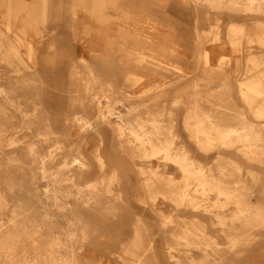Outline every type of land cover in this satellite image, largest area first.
<instances>
[{
  "label": "bare ground",
  "instance_id": "1",
  "mask_svg": "<svg viewBox=\"0 0 264 264\" xmlns=\"http://www.w3.org/2000/svg\"><path fill=\"white\" fill-rule=\"evenodd\" d=\"M53 1L0 2V264H99L105 253L123 264H264V124L238 110L264 119V0ZM44 30L83 38L100 66L53 45L45 55L66 68L53 81L81 107L61 131H77L79 140L95 134L89 153L57 165L64 144L50 124L60 114L51 122L45 110L47 124L35 132L52 140L45 150H35L38 137L16 147V132L41 116L35 97L23 101L15 86L49 80L28 65L37 59L33 37ZM229 67L246 76L236 95L224 78ZM164 71L179 80L122 96L132 120L112 121L119 112L100 106L121 101L115 78L133 86ZM201 72L222 80L220 88L203 89Z\"/></svg>",
  "mask_w": 264,
  "mask_h": 264
},
{
  "label": "rangeland",
  "instance_id": "2",
  "mask_svg": "<svg viewBox=\"0 0 264 264\" xmlns=\"http://www.w3.org/2000/svg\"><path fill=\"white\" fill-rule=\"evenodd\" d=\"M56 1L58 3L59 0L53 1L54 6H56L55 5ZM0 2H1V0H0ZM61 4H62V1H61ZM127 10L129 12H131V8L128 7ZM3 11H4V8L0 4V13H2ZM63 20L64 21L62 23L68 22L67 18H65V17L63 18ZM223 20H224L223 23H225L226 20L225 19H223ZM223 25H225V24H223ZM2 28L3 27H1V29ZM127 28L130 29V26L128 25ZM148 31H149V22L143 24V31L140 32V35H142V34L144 35V33L148 32ZM54 35L55 34L49 35V31L44 30L42 36H37V37L34 36L33 37V40L35 42V53H36L35 56H37V59H36L35 63L28 62L29 67L32 69H36L37 73L40 76L42 75V73H44V75H42V76H45V74L47 73L48 74L47 77L49 79L48 80L49 82L44 80V83H42L40 81V79L38 78L39 81L36 80V82L33 83L32 86H29V87L26 86V89H25V87H21L20 85H19L20 88H18L19 86L18 87L15 86L17 93L22 95L23 101H24V96H31V97L33 96V97H35V99H33V102L38 103V105H37L38 109L41 110V112H40L41 116L38 117L37 119H35L36 121L34 123H31L29 125L30 128H28L26 130L25 134L22 132L23 130L16 132V134L19 135V137L17 136L18 140H16L17 141L16 147L22 146L23 142H25L27 144L30 140H32L34 138L36 139L38 137L35 140L38 143L35 146V150H37V151L45 150V146L47 144H49L52 140L51 139H45V140L41 139L40 138L41 136L35 135V132L38 128H40V127L42 128L43 126H45L47 124V118L45 119V116H44L45 110L47 112H49V117L51 119V122H52V117H54V115L60 114L61 116H59L58 121L61 123H58L57 125H53V123L50 124L51 127L56 128L55 130L57 131V134L60 135L59 139H61L62 143L64 144V146L62 148L63 155L56 156L55 160L53 162L54 165H57L61 162V160L64 157H69L70 155L75 154L79 151L89 153L90 150L92 149L91 146L95 141V138L93 137L95 134H94V132H89V139L88 140H84V139L79 140L76 137L79 135V132L70 131V130L61 131L60 128H62V125H64L63 121H64L65 117L71 118L74 115V113H76L77 111H79L81 109V107L79 105L72 106V104H70V102L66 99V96L68 93H66L65 90L57 89V87L60 84L55 83L53 81L52 76H53L54 72H55V74H57V73L63 71L65 74L66 68H60L59 66H53V61L50 62L49 60H47L45 55L48 52V50H50V46L53 45V46L58 47V49H60V51L63 52L64 56H67L70 54L73 58H75V60H78V58L85 59L89 64H93L92 66L94 68H99L100 66L96 65L95 59L97 57L95 54H92L91 51H89L87 49V42L85 40H83V38H80L79 36H78V38H76L75 36L72 35L71 31H69L67 33L65 38L64 37L63 38H60V37L55 38L56 35L55 36ZM143 35L141 36V40H143V38H144ZM52 38H55V39H52ZM4 39H10V37H5ZM141 40H140V43H141ZM223 43L226 44V41L223 40ZM50 52H51V50H50ZM138 52H140V51H138ZM222 53H223V55H228V54L230 55L231 54V52L229 50H226V49H224L222 51ZM148 55H150V54H148ZM231 56H232L231 57L232 61H236V60L239 61L240 54L232 53ZM12 68L9 67V69H11V72L8 73L9 75L14 74V72H12V70H13ZM14 68H17V67L15 66ZM5 70L6 69L4 67H0V72H3L0 76V82L1 83H4L6 81V79H5L6 74H4ZM163 73L165 76H162L161 80H158V77L156 78L154 76L149 77L147 80V77L142 76V78L139 79L138 82L133 86L129 85L128 83H121L119 81V80H121V78H115L118 80H114L113 74L112 73L108 74V77L110 78V80L111 79L114 80V85L118 89L114 93V95L116 96L115 98L121 99V101H113V104H111V106L109 104H106L105 102H101L100 106L102 107V109L104 111L107 112V114H109L108 108H111V107H112V109H111L112 113L116 114L117 112H119L120 117H113L114 115H109L112 121L114 120L116 122L121 123L122 120H123V122H126V119L132 120L133 116L130 113L128 114V103L125 100V98H123V97L126 96L127 94H131L133 96H136L142 92L151 93L153 88H155L157 90V89H160L161 87H164L165 84L166 85H169V84L172 85V83H176V81L179 80L180 76H178L177 74H174L170 71H164ZM143 74H145V73H142V75ZM224 74H225L224 75L225 80L229 79V85L231 84V86L233 87V93H235V95H236L237 88L239 87L238 82H240V81L242 82L246 76H244V74L241 70H239V69L234 70L232 67L227 68V71ZM196 78L200 79L199 82L203 85V89H205L204 85H206V84L212 86L214 89H218V88H220L221 83H222V80H219V82L217 83V78H209L208 72L198 73ZM160 84H162V85H160ZM56 85H58V86H56ZM133 99H137V101H138V97L131 98V100H133ZM167 99H169V98H167ZM182 100L185 103L190 101V99L187 97H184V99L182 98ZM167 102H168L167 100L160 99V101L158 103L162 104V103H167ZM22 108H23V106H22ZM32 108H34V105H32V102L30 105L25 104V106H24V109H26L28 111V114L32 112ZM94 108H96V106ZM241 108L245 112V115L249 120L253 121L256 124H258V123L260 125L264 124V123H261V122H264V119L257 121V119L255 120L253 118V116L249 113L248 107L243 106V107H240V109H238V110H241ZM173 110L175 111L177 109L173 108ZM139 114L142 117L145 116L143 111H140ZM116 116H118V115H116ZM176 117H177L175 120L176 121V131L180 134L182 132H180L181 131L180 127H179V121L180 120L178 119L179 118L178 113H177ZM91 120L94 121L95 120L94 117H91ZM233 122H235V120ZM16 124H17V122H16ZM26 134H27V136H26ZM107 134H108V132H107ZM22 135H23V137H21ZM54 136H55V134L49 133V137L54 138ZM184 140H186V139H184ZM192 151H196V148L195 149L193 148ZM215 151L216 150H212V152H215ZM224 151L233 152V151H235V149H227ZM60 156H61V158H60ZM209 160H211V159H208V161ZM175 168L176 167L174 165H172V164L169 165V169L176 176V175H178V172L175 170ZM259 168L261 169V167H259ZM0 175H2V174H0ZM132 175L134 176V173ZM26 181L28 182V178L22 179L21 183L26 185L27 184ZM0 182H2V176H0ZM39 183L41 185H44L46 183V181L41 180V181H39ZM181 215H183V213H179V216H181ZM132 217L134 218V215H132ZM179 218L182 219V218H185V216H181ZM151 222L153 223L152 220H151ZM119 229L120 228L115 229L114 232L118 233ZM129 229H131L129 226L124 227V231L129 230ZM124 231L121 232L120 234H122V233L124 234ZM99 264H123V263L119 259H113L111 257L109 258L107 256V253H105L104 259L101 258V260H99Z\"/></svg>",
  "mask_w": 264,
  "mask_h": 264
}]
</instances>
